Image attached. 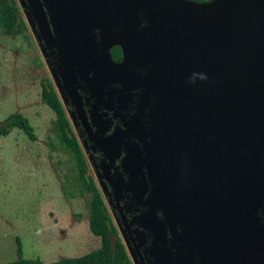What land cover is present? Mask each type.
Wrapping results in <instances>:
<instances>
[{
    "label": "flooded vegetation",
    "instance_id": "obj_1",
    "mask_svg": "<svg viewBox=\"0 0 264 264\" xmlns=\"http://www.w3.org/2000/svg\"><path fill=\"white\" fill-rule=\"evenodd\" d=\"M106 1L67 0V14L54 19L63 22L67 36L43 56L50 76L60 82L53 49L67 46V86L59 93L71 107L84 160L119 226L117 231L109 218L115 239L122 243L121 235L128 243L134 259L125 249L129 264H216L208 248L227 264H252L241 207L264 182V149L248 155L247 134L232 126L230 111L207 144L215 107L203 111L200 100L212 99L206 94L211 86L194 80V67L190 78L178 49L153 46L146 63L138 62L131 15L110 16ZM15 2L26 26L24 44L29 47L30 31L41 52L46 44L39 29L31 28ZM45 82L52 87L45 78L41 86ZM72 88L82 100L91 135L71 118ZM255 217L264 264V198Z\"/></svg>",
    "mask_w": 264,
    "mask_h": 264
},
{
    "label": "rangeland",
    "instance_id": "obj_2",
    "mask_svg": "<svg viewBox=\"0 0 264 264\" xmlns=\"http://www.w3.org/2000/svg\"><path fill=\"white\" fill-rule=\"evenodd\" d=\"M51 29L55 42L67 36L54 23ZM26 36L29 47L21 36L0 32V124L9 115L20 113L28 120L36 136V141L31 142L23 132L13 129L8 136L0 138V264L17 259L16 238L24 258L38 259L44 264L80 257L100 246L99 238L93 236L88 228L87 196L68 198L63 193L72 165L63 151H53L49 146L54 142V114L40 98L41 81L45 78L51 82L81 148L80 130L73 126L69 117L71 107L59 93L60 89L66 90L63 84L64 79L67 80V46L53 49L58 58L55 66L63 74L59 82L50 76L48 63L34 43L31 32L28 31ZM136 42V59L146 63L150 43L138 39ZM143 44L146 49L141 48ZM145 53L146 58L143 59L142 54ZM86 165L88 176L92 178L118 231L119 226L98 188L89 162L86 161ZM199 223L202 225L201 221ZM118 237L128 254V243L123 236ZM208 250L211 262L227 264L220 256L213 257L215 251ZM128 256L134 261L130 254Z\"/></svg>",
    "mask_w": 264,
    "mask_h": 264
},
{
    "label": "water",
    "instance_id": "obj_3",
    "mask_svg": "<svg viewBox=\"0 0 264 264\" xmlns=\"http://www.w3.org/2000/svg\"><path fill=\"white\" fill-rule=\"evenodd\" d=\"M18 1L31 28L36 24L45 41L46 47L41 48L45 56L46 48L55 42L50 25L65 30L63 22L59 25L54 19L67 14V0ZM105 4L112 7L110 16L118 12L131 15L136 41L150 43L147 50L152 46L180 50L190 78L194 67V80L201 87L211 86L206 94L212 99L200 100L203 111L215 107V125L207 144L212 145L230 111L232 126L247 134L248 155L257 147L264 149V0H107ZM68 96L74 107L71 118L77 117L91 135L77 90L72 88ZM263 198L264 182L241 207L252 264L262 263L255 211Z\"/></svg>",
    "mask_w": 264,
    "mask_h": 264
},
{
    "label": "trees",
    "instance_id": "obj_4",
    "mask_svg": "<svg viewBox=\"0 0 264 264\" xmlns=\"http://www.w3.org/2000/svg\"><path fill=\"white\" fill-rule=\"evenodd\" d=\"M193 1L202 3L210 0ZM24 30H26V26L20 17L15 0H0V32L22 37ZM40 98L41 102L54 114V142H50L49 146L53 151L55 149L63 151L72 165L71 174L67 176V185L63 188V193L68 198L87 196L88 228L90 233L100 240L99 248L85 255L49 264H129L123 244L120 240L115 239L116 232L107 215L100 193L93 180L85 175L87 165L84 156L71 132L62 106L48 82L42 83ZM13 129L23 132L29 141H36L32 126L20 113L9 115L0 124V138L8 136ZM15 240L17 259L3 264H44L38 259L24 258L18 238Z\"/></svg>",
    "mask_w": 264,
    "mask_h": 264
}]
</instances>
